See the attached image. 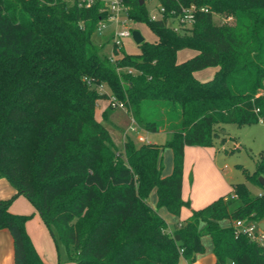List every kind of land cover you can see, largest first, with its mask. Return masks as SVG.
<instances>
[{"label": "trees", "instance_id": "16d2710c", "mask_svg": "<svg viewBox=\"0 0 264 264\" xmlns=\"http://www.w3.org/2000/svg\"><path fill=\"white\" fill-rule=\"evenodd\" d=\"M157 1L168 13L189 4L208 11L176 32L149 18L146 0H124L134 23H146L156 40H144L136 55L122 49L113 63L94 41L97 4L0 0V178L16 190L0 200V229L11 234L14 264H47L25 229L31 215L8 209L18 195L74 264H193L205 252L203 236L214 264H264V248L233 226L264 222V150L245 182L191 209L173 230L158 213L180 216L190 206L181 195L185 146H211L221 124L264 121V0ZM215 13L234 22L216 23ZM187 48L196 53L178 62ZM208 67L214 76L198 80L194 73ZM111 96L146 132H166L165 142L127 137L117 146L103 123L108 111L96 113L97 102ZM166 148L172 169L163 176ZM247 182L262 191L251 195ZM153 191L156 207L147 201Z\"/></svg>", "mask_w": 264, "mask_h": 264}, {"label": "rangeland", "instance_id": "374dc122", "mask_svg": "<svg viewBox=\"0 0 264 264\" xmlns=\"http://www.w3.org/2000/svg\"><path fill=\"white\" fill-rule=\"evenodd\" d=\"M155 3H150L147 5L149 14H154L156 11L153 6ZM214 21L216 23H233L234 19L230 17H226L225 15L215 13L213 15ZM108 26L101 31H97L94 35V41L98 45L103 43L102 52L109 57L113 50V45L111 39H109L108 35ZM132 30H138L143 36L144 40L148 42H154L156 40V35L152 30L148 27V25L144 22L131 23ZM123 51L126 54L136 55L139 53L138 45L133 40L132 36L126 38L124 40ZM196 51L192 49H182L177 52V58L181 61L186 60L188 57L195 54ZM132 69V68H130ZM133 71L135 69H132ZM215 68L208 67L202 70L197 71V78L200 81H206L214 76ZM104 90V88H103ZM100 91V90H99ZM107 103L109 102V98L106 99ZM100 105V104H98ZM108 104H106L107 106ZM111 105V104H110ZM103 107L98 106L96 109V113L100 118V114L102 112ZM107 109L109 117L105 121H103L104 125L109 129L110 134L112 136V140L116 143L117 146L122 145V141H124V137L122 136L126 131L137 144L138 143H163L167 139L168 135L164 131H158L156 133H149L144 131L139 125L135 124V131L127 130L128 126L131 124L130 115L118 108L111 105ZM217 131L219 134L218 138L213 139L212 145L209 147L213 151V155L216 158L212 160V165L217 169V171L221 174L225 182L230 186V183L237 182H245V173H252L255 169L256 161L261 153L264 150V122L259 121L252 124L247 125H238L236 123H226L221 124L217 127ZM145 137L144 142H142L139 138ZM224 138V140H223ZM194 158L192 157L190 160L186 161V172H187V196L189 195L190 188L194 186V192H200L202 195V191L208 187V185L213 184L211 177V167L205 163L200 162L199 172L200 175L196 174V179L193 182L191 177L192 167ZM203 162V161H202ZM172 169V150L170 148H166L163 150V170L162 175L167 176L171 173ZM198 169V168H197ZM262 177V176H259ZM263 178V177H262ZM192 181V183H191ZM194 183V185H193ZM248 189L251 195H256L262 191V188L259 184L254 182H247ZM198 189V190H197ZM156 195L153 191L149 198L147 199L148 203L154 207L155 205ZM211 199L210 201H212ZM208 201V202H210ZM208 203L205 204V206ZM204 206V205H203ZM193 207V206H192ZM202 207V206H201ZM188 209V207L186 208ZM161 210V209H159ZM164 211V209H162ZM183 211L180 213V216H173L171 214H166L164 216L169 229H174L177 226V223L180 222L184 217ZM222 226H226L229 221L223 220L220 222ZM202 242L205 245V252L200 256L204 264H208L210 261V246L211 240L208 236L202 237ZM56 250V264H74L72 261L68 259V254L66 251V247L63 243L58 241L55 242ZM184 264V261H181ZM180 263V264H181Z\"/></svg>", "mask_w": 264, "mask_h": 264}, {"label": "crops", "instance_id": "0c3cea01", "mask_svg": "<svg viewBox=\"0 0 264 264\" xmlns=\"http://www.w3.org/2000/svg\"><path fill=\"white\" fill-rule=\"evenodd\" d=\"M177 61L181 62V60L178 58H177ZM215 71H216V68H215ZM196 74H197V71L194 73L195 77L197 78ZM106 104H108L106 99L99 100L97 102V107L101 106L103 107L102 109H106V110L110 109L108 105L106 106ZM126 112L130 115L129 111H126ZM108 117H109V114H108ZM143 138L146 140L145 137ZM158 144H162V143H158ZM209 147L193 145V146H185L184 148L183 181H182L181 195H182L183 200L189 201L190 206L188 207V209H186L187 207L182 208L181 212L183 211L185 216L180 222L177 223V225L181 223L190 214L191 209H198V208H201V206L204 207L206 203L209 204L213 200L221 196L227 195L232 190V187L235 184V183H230V186H229L225 182L221 174L217 171V169L212 165V160L216 158V154L214 156L212 149ZM192 157L194 158L193 160L194 165L192 167L190 179H192L194 182L196 179V174L198 173L200 175L199 167H200V162H201V163L207 164L209 166L208 168L211 167L210 169L211 177H212V180L214 181H213V184L208 185V187L202 191V195L198 191L194 192L193 191L194 186H193L192 188H190L189 195L187 196L188 187H187V180H186L187 179L186 161L190 160ZM15 193H16V190L13 188V186L5 178H0V200L11 199ZM211 199L213 200L210 201ZM156 201H157V197L155 199L154 207H156ZM8 209L12 213L31 215V218L27 220L25 224V229H26V232L29 238L31 239V242L33 243V246L35 247L37 253L39 254V256L42 258L44 262H46L47 264H56V254L55 253H56L57 247L55 246V240L49 228L45 225L39 213L34 208V206L31 204V202L24 195H18L11 201ZM159 209H158V213L164 218V216H166V214L168 213L167 210L162 207ZM162 209H164V211ZM227 225H229V223ZM169 230H173V229H169ZM200 256L201 255L197 256V260L193 264H204ZM209 256H210V261L208 262V264H214V257L211 254V246H210ZM181 261H184V264H188L184 259H181L179 264L181 263ZM0 264H14L13 240H12L10 232L5 228L0 229ZM66 264H69V263H66Z\"/></svg>", "mask_w": 264, "mask_h": 264}, {"label": "built area", "instance_id": "2783aa9c", "mask_svg": "<svg viewBox=\"0 0 264 264\" xmlns=\"http://www.w3.org/2000/svg\"><path fill=\"white\" fill-rule=\"evenodd\" d=\"M79 6L85 8L92 7L97 4L102 16L99 18L96 26L95 33L105 29L108 24L111 25L108 28V35L112 41L113 50L108 57L110 62L115 63L121 56L122 49L124 47V40L132 36L131 23H134L133 19L129 16V7L124 0H75ZM155 3L153 6L156 13L149 14L151 20H165L166 24L176 32H183L185 29L190 28L196 21L197 14L199 12H207L208 9L204 6L198 7L195 4L181 5L177 12L172 10L167 12L166 7L160 4L157 0H146V4ZM165 14H168L166 16ZM124 70L120 66H116L117 73ZM128 73H132L133 70L126 69ZM98 89L103 92V86L99 85ZM109 102L112 106L118 107L122 110L128 111L127 108L119 101L115 100L113 96L109 97ZM130 113V112H129ZM131 124L127 127V130L135 131V124H137L130 113ZM124 139H127L128 133L125 131L123 134ZM144 141L142 137L139 138ZM263 224V228H261ZM233 226L238 233L246 235L250 240L258 243L264 248V222L236 220L233 222Z\"/></svg>", "mask_w": 264, "mask_h": 264}, {"label": "water", "instance_id": "95a60500", "mask_svg": "<svg viewBox=\"0 0 264 264\" xmlns=\"http://www.w3.org/2000/svg\"><path fill=\"white\" fill-rule=\"evenodd\" d=\"M142 2L143 1H141V3ZM132 38L137 45L141 44L144 41L143 36L141 35V33L138 30L132 31ZM259 181H260L261 185L264 184V179L262 177H259ZM261 228H263V224H261Z\"/></svg>", "mask_w": 264, "mask_h": 264}]
</instances>
